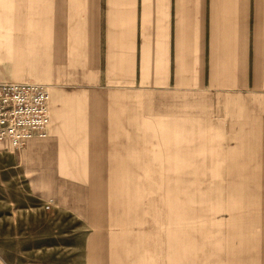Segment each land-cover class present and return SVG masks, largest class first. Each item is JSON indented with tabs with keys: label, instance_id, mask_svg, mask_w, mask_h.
<instances>
[{
	"label": "rangeland",
	"instance_id": "1",
	"mask_svg": "<svg viewBox=\"0 0 264 264\" xmlns=\"http://www.w3.org/2000/svg\"><path fill=\"white\" fill-rule=\"evenodd\" d=\"M79 90L52 106L72 117ZM148 93L124 97L140 145L0 151V264H264V119L226 140L185 95Z\"/></svg>",
	"mask_w": 264,
	"mask_h": 264
},
{
	"label": "crops",
	"instance_id": "2",
	"mask_svg": "<svg viewBox=\"0 0 264 264\" xmlns=\"http://www.w3.org/2000/svg\"><path fill=\"white\" fill-rule=\"evenodd\" d=\"M0 64L4 81L49 88L42 148L140 145L147 92L185 95L192 121L215 118L227 140L264 119V0H0ZM58 85L85 93L72 117L52 106Z\"/></svg>",
	"mask_w": 264,
	"mask_h": 264
},
{
	"label": "built area",
	"instance_id": "3",
	"mask_svg": "<svg viewBox=\"0 0 264 264\" xmlns=\"http://www.w3.org/2000/svg\"><path fill=\"white\" fill-rule=\"evenodd\" d=\"M51 127V92L39 83L4 81L0 75V151H20L45 140ZM47 209H50L48 207Z\"/></svg>",
	"mask_w": 264,
	"mask_h": 264
}]
</instances>
